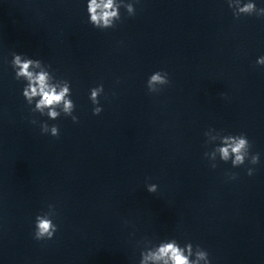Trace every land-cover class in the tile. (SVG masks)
<instances>
[{
    "label": "clouds",
    "instance_id": "clouds-1",
    "mask_svg": "<svg viewBox=\"0 0 264 264\" xmlns=\"http://www.w3.org/2000/svg\"><path fill=\"white\" fill-rule=\"evenodd\" d=\"M138 2V0H137ZM229 7L233 9V16L237 19L241 15L264 17V7H257L254 0H247L242 3V0H228ZM129 16L135 15V8L132 3L124 5ZM119 7L114 0H88L87 12L89 14V23L96 28H113L115 21L120 20ZM259 65H264V56H261L256 61ZM12 67L15 71V78L19 80L23 77L27 81V86L23 89V96L29 103L35 97H40L36 103V109L43 111L44 108H49L48 115L55 119L59 113L55 108L63 104V112L72 117L73 122H77L78 118L72 115L73 103L66 97L70 94V89L67 84L59 90L49 83L48 73L45 71L34 72L30 69L40 67L38 60L22 59L20 55H14ZM170 83L168 73L166 71H156L150 75L147 80V89L150 93L159 92L162 86ZM103 85H99L90 89V99L93 105H99L98 97L103 93ZM102 107L96 106L93 108V114L99 115L102 112ZM41 131L47 133L49 131L46 124L41 125ZM51 135L59 136L57 126L51 127ZM224 147L218 149L221 158L227 161L230 154L234 155L232 161L234 166L245 164L246 158L251 165L259 163V153H250L251 143L247 136L243 133L237 136H229L225 138ZM215 167V166H212ZM254 173L253 168H248L247 175L251 176ZM232 179L236 176L231 175ZM147 191L155 193L157 191L156 184H148ZM52 209L49 213H44L36 216L34 239L37 241L51 240L58 230V225L53 223L52 217L55 216L53 205L48 206ZM142 259L140 264H211L209 253L202 249L199 245L193 246L191 242L186 243L181 247L176 240L161 243L155 250H149L141 253ZM194 257V258H193Z\"/></svg>",
    "mask_w": 264,
    "mask_h": 264
}]
</instances>
